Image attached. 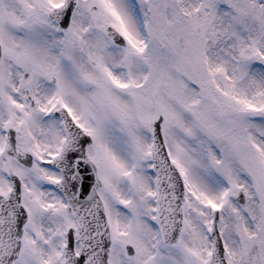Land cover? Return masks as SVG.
I'll list each match as a JSON object with an SVG mask.
<instances>
[{
    "label": "snow or ice",
    "instance_id": "6c2138e0",
    "mask_svg": "<svg viewBox=\"0 0 264 264\" xmlns=\"http://www.w3.org/2000/svg\"><path fill=\"white\" fill-rule=\"evenodd\" d=\"M0 264H264V0H0Z\"/></svg>",
    "mask_w": 264,
    "mask_h": 264
}]
</instances>
